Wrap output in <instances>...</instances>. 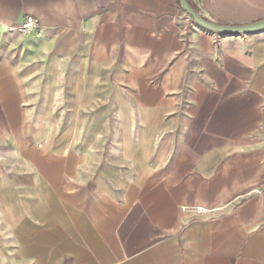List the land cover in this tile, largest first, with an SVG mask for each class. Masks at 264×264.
<instances>
[{
  "label": "crops",
  "instance_id": "1",
  "mask_svg": "<svg viewBox=\"0 0 264 264\" xmlns=\"http://www.w3.org/2000/svg\"><path fill=\"white\" fill-rule=\"evenodd\" d=\"M0 264H264V31L178 0H0Z\"/></svg>",
  "mask_w": 264,
  "mask_h": 264
},
{
  "label": "water",
  "instance_id": "2",
  "mask_svg": "<svg viewBox=\"0 0 264 264\" xmlns=\"http://www.w3.org/2000/svg\"><path fill=\"white\" fill-rule=\"evenodd\" d=\"M179 7L200 27L224 36H240L264 31V19L247 24H221L204 18L190 0H178Z\"/></svg>",
  "mask_w": 264,
  "mask_h": 264
},
{
  "label": "built area",
  "instance_id": "3",
  "mask_svg": "<svg viewBox=\"0 0 264 264\" xmlns=\"http://www.w3.org/2000/svg\"><path fill=\"white\" fill-rule=\"evenodd\" d=\"M35 25H36V20L33 17H26L24 22L21 24L20 28L26 34H29L33 31ZM197 210L200 211L199 208Z\"/></svg>",
  "mask_w": 264,
  "mask_h": 264
}]
</instances>
